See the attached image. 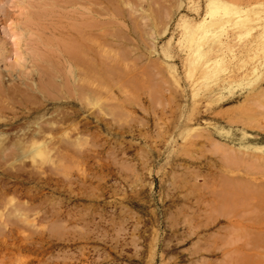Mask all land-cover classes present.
<instances>
[{
  "label": "rangeland",
  "instance_id": "374dc122",
  "mask_svg": "<svg viewBox=\"0 0 264 264\" xmlns=\"http://www.w3.org/2000/svg\"><path fill=\"white\" fill-rule=\"evenodd\" d=\"M39 14L44 86L0 100V264H264V0H0V49Z\"/></svg>",
  "mask_w": 264,
  "mask_h": 264
},
{
  "label": "bare ground",
  "instance_id": "6f19581e",
  "mask_svg": "<svg viewBox=\"0 0 264 264\" xmlns=\"http://www.w3.org/2000/svg\"><path fill=\"white\" fill-rule=\"evenodd\" d=\"M77 2V1H76ZM93 0H87V3H92ZM59 3V2H58ZM58 3H56V5H58ZM61 5V4H59ZM57 10H59L60 8H56ZM61 10V9H60ZM55 11V10H54ZM80 12V11H79ZM25 13L28 14L30 13L28 11V9L25 10ZM51 13V12H50ZM57 13V12H56ZM57 14H60V13H57ZM52 15V14H51ZM54 16V15H53ZM58 15H55L54 17H57ZM55 18H53V21L56 22L54 20ZM42 17L41 15L39 14L37 17H35V19L33 21H28L27 22H24L23 24V29H24V32L22 33V36L21 38H17L15 37V31L11 28V27H8L7 28V31L13 35V39H12V42L10 44L9 47H3V49L1 50L0 49V63L3 62L4 66L9 68L6 72V74L8 75V77H11V79H6V80H9V83H11L13 78H16L17 80L14 81V85L15 83L17 82L18 85L17 86H14L13 87V83L12 85L8 84V81H7V84L9 85V87H7L9 90H6V87L4 88L3 86L0 85V100H2L3 97H7L9 99H11V102H14L16 104L17 101H13L14 98L16 96H13V92L17 90V93L19 92V94H26V91L27 93H29V89H33V87H36L37 88H40L41 86H44L40 85V78H42L43 75L45 76H48L47 74H45L44 72H46L44 66H42L43 63H41V60L42 59H45L46 55L44 54V58L41 56V53H40V50L41 49H45V48H42V44L43 42H45V45L47 44L46 41H43V34H42V31L43 29L47 26H45V23L42 21ZM45 21V20H44ZM57 23V22H56ZM55 23V24H56ZM54 24V25H55ZM59 27L62 28L63 26H60L61 24H59ZM56 26V25H55ZM59 27L57 26L56 29L58 30V32L54 31L56 34H60V30H59ZM89 27V26H88ZM47 28V27H46ZM90 28V27H89ZM0 29L3 30V25H0ZM62 30V29H61ZM90 33V32H89ZM32 34H35L32 35ZM59 36V35H58ZM49 37H47L46 39H48ZM49 40V39H48ZM50 42V41H49ZM41 44V45H40ZM44 44V43H43ZM44 45V46H45ZM48 45V44H47ZM59 45H60V39L57 41V48L60 50L59 48ZM43 46V47H44ZM92 49V48H90ZM43 52V51H41ZM71 53L68 52V55L67 57L71 60V58L73 59L72 63L73 64H77L79 61L77 60V58H75L72 55H70ZM43 55V54H42ZM48 58V57H47ZM57 60L59 59H63V54L58 51L57 52ZM12 59V61H11ZM68 59V60H69ZM65 60V59H64ZM66 61V60H65ZM78 61V62H77ZM68 62V61H66ZM63 63V62H62ZM2 64V63H1ZM59 64V63H58ZM66 64V63H65ZM69 64V62H68ZM67 64V66H68ZM79 65V63L77 64ZM75 65V66H77ZM63 65L59 64V70L61 72V70L63 71ZM92 65H89L88 67L92 68L91 67ZM62 67V68H61ZM65 68V67H64ZM69 69V68H67ZM67 69H66V72H67ZM1 70V69H0ZM3 70V69H2ZM1 72V71H0ZM64 72V71H63ZM64 72V73H66ZM47 73V72H46ZM0 74H5L4 72L0 73ZM5 74V75H6ZM34 74V80H33V77L32 75ZM61 75H63V73H61ZM44 76V77H45ZM3 77V76H2ZM2 77L0 78L1 81H2ZM36 78V80H35ZM47 78V77H46ZM63 78H66L65 80H69V78L66 77V74L63 75ZM4 79V78H3ZM33 81H32V80ZM44 79V78H43ZM5 80V79H4ZM5 80V81H6ZM64 80V79H63ZM11 81V82H10ZM68 81H65V83H67ZM7 84H5L6 86H8ZM4 85V84H3ZM12 87V88H11ZM90 88H88L89 90ZM92 89V88H91ZM18 94V95H19ZM28 95V94H27ZM26 95V97H27ZM30 95V94H29ZM21 95H19V98H20ZM18 98V97H17ZM22 98V96H21ZM26 99V98H25ZM28 99V98H27ZM4 100V99H3ZM20 101V100H19ZM18 103H21L19 102ZM1 102V101H0ZM3 102V101H2ZM1 102V103H2ZM7 103V101H4ZM9 103V102H8ZM3 106L5 107V103H2ZM2 108V107H1ZM3 109V108H2Z\"/></svg>",
  "mask_w": 264,
  "mask_h": 264
}]
</instances>
